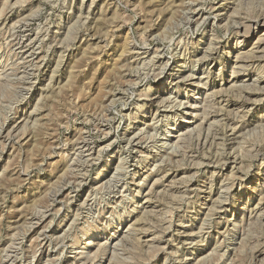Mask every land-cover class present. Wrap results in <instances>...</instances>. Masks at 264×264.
<instances>
[{"label": "rangeland", "instance_id": "374dc122", "mask_svg": "<svg viewBox=\"0 0 264 264\" xmlns=\"http://www.w3.org/2000/svg\"><path fill=\"white\" fill-rule=\"evenodd\" d=\"M0 264H264V0H0Z\"/></svg>", "mask_w": 264, "mask_h": 264}, {"label": "bare ground", "instance_id": "6f19581e", "mask_svg": "<svg viewBox=\"0 0 264 264\" xmlns=\"http://www.w3.org/2000/svg\"><path fill=\"white\" fill-rule=\"evenodd\" d=\"M194 12H198L197 14L198 15H200L201 14V12L200 11H198V9H197V11L196 10H194ZM198 15H197V17H198ZM203 20V19H202ZM197 23V22H196ZM39 41V40H38ZM137 70V69H136ZM135 135V134H134ZM84 263V262H83Z\"/></svg>", "mask_w": 264, "mask_h": 264}]
</instances>
